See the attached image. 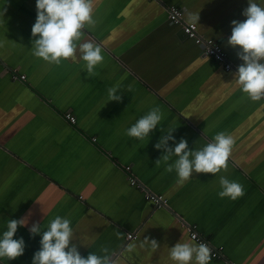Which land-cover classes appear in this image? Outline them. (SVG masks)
Returning <instances> with one entry per match:
<instances>
[{
    "label": "crops",
    "instance_id": "obj_1",
    "mask_svg": "<svg viewBox=\"0 0 264 264\" xmlns=\"http://www.w3.org/2000/svg\"><path fill=\"white\" fill-rule=\"evenodd\" d=\"M173 5L203 37L221 43L233 71L204 57L169 22ZM246 7L248 0H93L95 25L83 40L99 45L104 60L89 77L78 54L59 66L32 55L36 0H0V236L10 219L28 218L14 237L24 239V254L0 264H32L42 236L29 228L40 222L46 230L56 216L71 221L85 258L106 246L114 264H175L171 247L198 245L185 222L222 250L226 260L210 253L209 264H264V101H252L234 80L243 61L227 45L231 22L244 21ZM110 88L121 101H109ZM157 106L163 117L149 137L125 134ZM170 127L190 150L230 134L227 172L193 173L179 184L164 162L156 166L163 152L155 144ZM126 166L166 208H154L130 185ZM220 175L241 184L244 195L220 198ZM130 233L137 238L128 240Z\"/></svg>",
    "mask_w": 264,
    "mask_h": 264
},
{
    "label": "clouds",
    "instance_id": "obj_2",
    "mask_svg": "<svg viewBox=\"0 0 264 264\" xmlns=\"http://www.w3.org/2000/svg\"><path fill=\"white\" fill-rule=\"evenodd\" d=\"M36 10V22L32 27V55L59 66L62 60L76 59L78 54L79 59L85 62L88 76H94L96 67L104 60L102 49L91 41L83 40L86 26L95 25L93 0H36ZM242 15L246 17L244 21L231 22L232 34L227 45L235 49L238 58L243 61L233 73L234 80L256 102L264 99V7L256 0H248V7ZM128 91L131 92V86ZM116 93V88L108 90L109 101H121V95ZM162 117L161 109L153 107L125 134L142 142L157 128ZM175 130L170 127L155 144V148L163 152L156 160V166L164 162L167 172H176L179 184L192 178L193 173L216 175L222 169L227 172V161L234 145L230 134L220 132L202 149L190 150L187 140L181 138L178 143L175 142ZM169 141H173L175 146H170ZM173 157L176 159L169 163ZM218 179L220 198L236 200L244 195L241 184L230 181L225 175H220ZM70 225L71 221L61 216L52 219L46 230H42L40 222L32 224L29 228L31 236H42L40 250L34 253L32 264H114L113 253L106 246L100 249L103 255L91 252L86 258L83 257L73 243L75 238ZM20 226H28L27 217L7 222V230L0 236V260H15L24 254V239H14ZM144 244H150L154 251L159 248L155 239L145 238ZM170 258L175 264H209L210 249L204 243L190 245L178 242L170 248Z\"/></svg>",
    "mask_w": 264,
    "mask_h": 264
},
{
    "label": "built area",
    "instance_id": "obj_3",
    "mask_svg": "<svg viewBox=\"0 0 264 264\" xmlns=\"http://www.w3.org/2000/svg\"><path fill=\"white\" fill-rule=\"evenodd\" d=\"M149 1H157V0H149ZM167 12H168L169 22L175 26L180 27L182 32L185 34L186 38L193 40L201 48L202 55L204 57L215 59L217 62L224 65V68L228 72H231L234 70V67L229 62L221 43L217 40L208 39V38L203 37L199 33V28L197 24L186 21L185 10L183 8L177 5H173L167 8ZM1 65H2V62L0 61V66ZM25 78H26L25 76H18L17 74L14 76L15 80L24 81ZM65 117L71 124H76L77 120L73 114L68 113L65 115ZM124 171L128 175V181L130 185L132 187H135L141 190L144 193L146 200L148 202H151L154 208L162 209V208L167 207V200L163 196L154 194L153 192L146 189L145 186L140 182V180L135 176L131 166H126L124 168ZM181 224L188 230L189 235L194 242H196L198 245L201 243H204L209 247L210 253L213 259L215 260L225 259V256L222 253L221 249L213 247L207 239L199 235L197 226L189 225L185 222H182ZM127 237H128V240H133L137 238V236L133 233L128 234Z\"/></svg>",
    "mask_w": 264,
    "mask_h": 264
}]
</instances>
